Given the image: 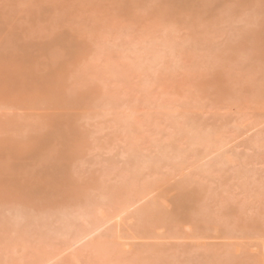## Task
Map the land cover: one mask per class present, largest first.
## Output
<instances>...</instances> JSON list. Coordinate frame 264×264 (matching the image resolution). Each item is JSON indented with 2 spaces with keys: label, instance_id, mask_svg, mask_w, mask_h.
I'll return each instance as SVG.
<instances>
[{
  "label": "bare ground",
  "instance_id": "bare-ground-1",
  "mask_svg": "<svg viewBox=\"0 0 264 264\" xmlns=\"http://www.w3.org/2000/svg\"><path fill=\"white\" fill-rule=\"evenodd\" d=\"M0 264H264V0H0Z\"/></svg>",
  "mask_w": 264,
  "mask_h": 264
}]
</instances>
